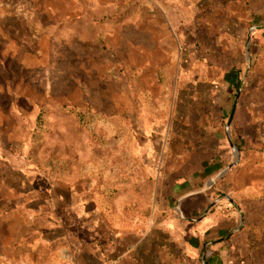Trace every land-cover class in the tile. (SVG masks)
Listing matches in <instances>:
<instances>
[{
    "label": "rangeland",
    "instance_id": "obj_1",
    "mask_svg": "<svg viewBox=\"0 0 264 264\" xmlns=\"http://www.w3.org/2000/svg\"><path fill=\"white\" fill-rule=\"evenodd\" d=\"M239 168L264 205V0H0V264L37 257L55 183L140 212Z\"/></svg>",
    "mask_w": 264,
    "mask_h": 264
},
{
    "label": "crops",
    "instance_id": "obj_2",
    "mask_svg": "<svg viewBox=\"0 0 264 264\" xmlns=\"http://www.w3.org/2000/svg\"><path fill=\"white\" fill-rule=\"evenodd\" d=\"M241 173L232 170L227 178L231 198H214L215 181L200 188L193 175L152 181L140 212L130 209L132 186L108 194L96 183H55L44 246L18 264H264V205L255 182ZM35 188L28 201L37 206Z\"/></svg>",
    "mask_w": 264,
    "mask_h": 264
},
{
    "label": "water",
    "instance_id": "obj_3",
    "mask_svg": "<svg viewBox=\"0 0 264 264\" xmlns=\"http://www.w3.org/2000/svg\"><path fill=\"white\" fill-rule=\"evenodd\" d=\"M235 107H236V101H235L234 104H233V108H232L231 115H230L229 120H228V122H227V124H226V129H227V130H228V128L230 127L231 120H232V114H233V112H234V110H235ZM227 138H228V141H229V144H230L231 148H235V147L233 146V144H232V142H231L229 136H228ZM232 165H233V164H232ZM232 165H229L228 167L230 168ZM221 173H222V172H221ZM221 173H220L218 176L214 177V178L212 179V182H214V181L216 180V178L219 177V176L221 175Z\"/></svg>",
    "mask_w": 264,
    "mask_h": 264
}]
</instances>
